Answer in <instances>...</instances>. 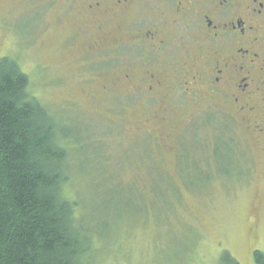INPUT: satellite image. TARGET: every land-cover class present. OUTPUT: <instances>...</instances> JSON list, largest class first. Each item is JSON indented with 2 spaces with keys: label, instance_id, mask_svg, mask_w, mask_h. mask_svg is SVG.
I'll use <instances>...</instances> for the list:
<instances>
[{
  "label": "rangeland",
  "instance_id": "rangeland-1",
  "mask_svg": "<svg viewBox=\"0 0 264 264\" xmlns=\"http://www.w3.org/2000/svg\"><path fill=\"white\" fill-rule=\"evenodd\" d=\"M74 11L69 0H0V57L19 62L69 141L65 192L92 235L90 263L220 264L227 249L255 264L264 154L239 114L185 95L166 140L153 128L169 126L137 128L131 120L156 108L142 104L146 95L103 91L122 63L84 52L92 35Z\"/></svg>",
  "mask_w": 264,
  "mask_h": 264
},
{
  "label": "flooded vegetation",
  "instance_id": "flooded-vegetation-1",
  "mask_svg": "<svg viewBox=\"0 0 264 264\" xmlns=\"http://www.w3.org/2000/svg\"><path fill=\"white\" fill-rule=\"evenodd\" d=\"M69 4L75 9L74 25L91 31L84 52L99 62L122 63L103 91L111 100L121 94L146 95L142 104L156 108L150 117L131 120L137 128L146 122L174 127L175 113L187 95L191 103L213 102L239 114L245 132L256 138L264 154V0ZM156 130L155 137L166 140L174 128ZM164 146L171 147L169 142Z\"/></svg>",
  "mask_w": 264,
  "mask_h": 264
},
{
  "label": "trees",
  "instance_id": "trees-1",
  "mask_svg": "<svg viewBox=\"0 0 264 264\" xmlns=\"http://www.w3.org/2000/svg\"><path fill=\"white\" fill-rule=\"evenodd\" d=\"M29 85L0 57V264H91L92 235L65 192L69 141ZM253 258L264 264V251ZM220 264L241 263L226 249Z\"/></svg>",
  "mask_w": 264,
  "mask_h": 264
}]
</instances>
